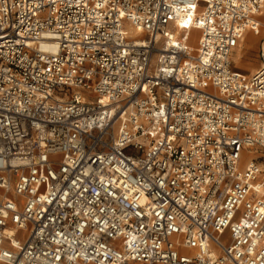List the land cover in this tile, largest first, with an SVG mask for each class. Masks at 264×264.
<instances>
[{
  "label": "built area",
  "instance_id": "2783aa9c",
  "mask_svg": "<svg viewBox=\"0 0 264 264\" xmlns=\"http://www.w3.org/2000/svg\"><path fill=\"white\" fill-rule=\"evenodd\" d=\"M263 13L0 0V264H264Z\"/></svg>",
  "mask_w": 264,
  "mask_h": 264
},
{
  "label": "bare ground",
  "instance_id": "6f19581e",
  "mask_svg": "<svg viewBox=\"0 0 264 264\" xmlns=\"http://www.w3.org/2000/svg\"><path fill=\"white\" fill-rule=\"evenodd\" d=\"M196 30L197 29H193V30H190V32H188L189 38H190L192 43L199 40V35H197L195 33ZM244 34H245V36L242 40L244 46L241 47L240 49H238V51H237L238 53H236V55H234V58L240 67H250L251 70H254V72H255L258 67L254 68V62L253 61L248 60V62H245L244 56L246 55L249 47H251L253 44H255V42L257 41L258 35L254 34L253 32H250L249 30H247ZM132 35L133 36H139L140 33L134 29L132 31ZM261 156H264V154L260 150H258L257 148H251L250 150L245 152L243 160L246 161V165H249V164H251V162L255 161L254 159L259 158ZM245 161H244V163H245ZM260 193H264V189H261Z\"/></svg>",
  "mask_w": 264,
  "mask_h": 264
},
{
  "label": "rangeland",
  "instance_id": "374dc122",
  "mask_svg": "<svg viewBox=\"0 0 264 264\" xmlns=\"http://www.w3.org/2000/svg\"><path fill=\"white\" fill-rule=\"evenodd\" d=\"M261 19H262V22L264 23V13H263V16H262ZM250 32H251V31H250ZM195 33H196L197 35H199V34H200V31H199V30H196ZM199 36H200V35H199ZM263 39H264V28L261 29L260 34L257 36V41L255 42V44H253L251 47H249V49L247 50L246 55L244 56V60H245V62H248V60L254 62V68H257V67H259V65H260V59H259V52H260V51H259V48H260V45H261ZM191 43H192V42H191ZM192 44H193V46H197V45H198V41H195V42L192 43ZM240 45H241V46H240ZM240 45H239L238 48L235 49V51H234L235 53L233 54V57H232V59H233V67H234L235 69L240 70V71H242L243 73L249 75V74H251V73H254V70H251L250 67H240V66L237 64V62H236V60H235V58H234V55H236V53H238V52H237L238 49H240L241 47L244 46V44H243L242 41H241ZM253 148H257L258 150H260V151L264 154V149H261V148H259V147H253ZM246 152H247V151H246ZM254 160H255V162H257V163L260 165L261 168L264 169V156H261V157H259V158L254 159ZM244 161H245V160H244ZM245 164H246V161H245Z\"/></svg>",
  "mask_w": 264,
  "mask_h": 264
}]
</instances>
